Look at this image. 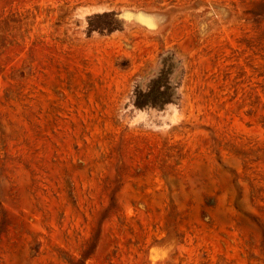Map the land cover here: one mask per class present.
<instances>
[{"label":"rangeland","instance_id":"obj_1","mask_svg":"<svg viewBox=\"0 0 264 264\" xmlns=\"http://www.w3.org/2000/svg\"><path fill=\"white\" fill-rule=\"evenodd\" d=\"M0 264H264V0H0Z\"/></svg>","mask_w":264,"mask_h":264}]
</instances>
